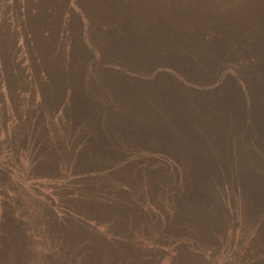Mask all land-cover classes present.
<instances>
[{"label": "trees", "instance_id": "1", "mask_svg": "<svg viewBox=\"0 0 264 264\" xmlns=\"http://www.w3.org/2000/svg\"><path fill=\"white\" fill-rule=\"evenodd\" d=\"M37 3L0 0V31L2 36L8 32L9 39L5 48L0 47V137L6 138L0 144V160L7 168L0 170V180L7 175L12 182L15 177L22 180L27 168L29 191L42 192L43 183H64L63 201L58 200L65 210L54 228L93 229L99 236L109 231L113 237L98 244L84 238L88 243L83 250L58 251L33 263L216 264L214 251L229 242L217 244L202 234L190 238L194 228L182 224L187 210L196 215V229L203 211H257L251 203L262 202L260 194L249 200L243 183L234 191L223 183L227 176L247 177L246 140L227 141L233 150L227 170L215 166V155H208L216 148L212 145L197 153L201 165L189 159L188 143L180 138L184 129L178 139L167 140L172 160L166 161L144 125L165 114L174 119L183 114L192 121L197 117L195 123L201 125L202 117L214 115L208 101L215 102L217 88L220 109H227L230 96L234 109H244L247 115V73L264 62V0H42L39 7ZM7 14H13L14 26ZM28 17L37 23L28 27ZM225 84L231 87L229 94L223 93ZM139 89L151 93L141 95ZM122 103L129 108L120 107ZM133 112L142 125L135 124L136 170L121 159L119 132L133 128ZM194 124L188 136L196 142L200 130ZM25 127L35 132L26 133ZM7 145L17 147L20 156L6 152ZM174 146H180L179 155L171 153ZM154 159L187 170L178 196L172 193L176 201L155 183ZM67 172L76 183L68 181ZM231 192L239 197L230 198ZM5 200L14 208L0 188V210ZM74 209L77 220L71 221ZM172 219L179 220L180 228ZM117 230L129 234L118 237L113 234ZM28 235L33 237L34 232L29 230Z\"/></svg>", "mask_w": 264, "mask_h": 264}, {"label": "rangeland", "instance_id": "2", "mask_svg": "<svg viewBox=\"0 0 264 264\" xmlns=\"http://www.w3.org/2000/svg\"><path fill=\"white\" fill-rule=\"evenodd\" d=\"M39 1L42 0H38V3ZM42 9L43 13H46L43 5ZM5 12L7 11L5 10ZM7 15H9V21L14 26L15 20L13 19V14ZM37 17L39 16L37 15ZM1 18L2 16L0 15V20ZM37 21L35 17H28V27H31L32 24L35 25ZM8 43V32L5 36H2L0 31V47L5 48ZM251 72L247 73V115H243L244 109H234L235 103L230 96L225 101L227 106L225 108L227 109H220L222 103L217 88V99H215V102L208 101V105L212 107L214 115H212L213 117H202L203 121L201 125L195 123L197 120H200L199 118H193L192 121L191 117L184 116L183 114L178 117L179 120L174 119L171 114H165V116L157 115L144 125V131L149 130L151 132L149 134L153 137L152 143L159 151L166 155L163 156V158H166V161L172 160V157L167 152L168 148L165 146L167 140L178 139L177 135L179 131L184 129L186 134L180 138L188 143L186 154L190 155L189 159H192L195 164L201 165L198 160L200 154L197 153L201 149L210 148L209 145H212L216 148H210L208 155H215V166L217 165V167L223 169L227 168V170L231 166L229 161L233 158V150L231 147H227V141L232 143L236 137H243L246 140L247 144L244 145L247 147V177L229 180V176H227L223 180V183L227 189L232 191L237 187V183H243L247 186V198L249 200L253 197H258L260 194L262 202L251 203L257 207V211L254 214L252 209L250 211L243 209L240 213L226 214L203 211V215L198 218L199 229H196V226H194L196 215L194 212L187 210V217L183 220L182 225L184 227L192 226L194 230L192 232H186V230L177 231L184 232L185 234L191 232L190 238L199 237L200 234L203 236L208 235L217 244L220 241H228L229 245H225L214 251L213 255L216 257L214 258V262L216 264H264V62L260 67L256 68V71ZM8 74L12 75V73ZM14 74L18 75L17 73ZM11 86H14V84ZM228 86V84L223 86L226 87L223 93L227 92L229 94L231 87ZM139 92L141 95H149L151 93L148 89H139ZM125 105L127 103H122L119 106L126 110L129 107ZM132 120L134 125L130 131L123 129L125 132H121L119 129L121 135L120 144L124 147L121 159L123 162L125 161V165L127 163L128 168L136 170L138 166L135 163L137 155L135 124L140 127L141 118L137 122V113L133 112ZM193 124L198 126L200 130L196 142L193 136H188ZM8 125H12L10 120H8ZM93 125L96 126L97 124L93 123ZM140 128H142V125ZM25 132L34 133L35 131H29L25 127ZM6 135L10 137L8 132ZM128 135H130V138ZM2 142H6V138L3 136L0 137V144ZM7 142L9 143V141ZM221 143H223V146L218 148L217 145ZM12 146L7 145L6 152H14L15 155L20 156L21 152L18 151L17 147L14 148ZM180 150V146H174L171 153L179 155ZM62 155L68 160L65 152H62ZM40 158L41 156L37 157L39 160L38 165L42 166ZM157 161L160 163L159 166L154 165ZM163 162L158 159L156 161L154 159L152 162L155 183L161 186L163 190L165 189L167 197L176 201L172 193L178 196L180 183L184 180L185 174L188 176V172L179 167H176L177 169L171 168ZM3 168L7 169L4 162L0 160V170ZM201 168L204 169L205 167ZM88 171L91 175L94 174L92 170ZM27 174L28 170L24 168L20 175L22 180L15 177L12 182L9 175L0 180V188H4L8 197H11L14 202V208H11L7 200H5L3 202V210H0V264H34V261L42 257L52 254L58 255V251L85 249L88 242L84 238L91 239V243L93 244H98L104 239L108 240L109 237H113L109 231L100 230L101 236H99V233L93 229L87 231H63L55 229L54 226L58 222V217L65 210L61 206V202L63 201L61 200V194L64 191L63 188H65L63 186L64 183L59 182L58 185L43 183L42 192L34 188L29 191L25 185ZM65 176L69 178L68 181L77 182L70 172H67ZM180 192L184 193V188H181ZM231 194L232 192L228 196L232 199L239 197V195ZM53 196L56 199L55 202L53 201ZM231 203L234 202L231 201ZM0 205H2V202ZM214 205V208H216V204ZM77 213L78 210L74 209V217L70 218L71 221L77 220ZM171 222L178 226L179 220L172 219ZM165 227L167 228V232H170L171 226L169 222H167ZM29 230L34 232L33 237L28 235ZM93 234L95 235L93 236ZM113 234L123 237L129 234V232L117 230ZM216 234H218V237ZM108 248L110 249V247ZM184 253V251L181 252L179 257H182ZM168 264L183 263L179 260V262L173 261Z\"/></svg>", "mask_w": 264, "mask_h": 264}]
</instances>
